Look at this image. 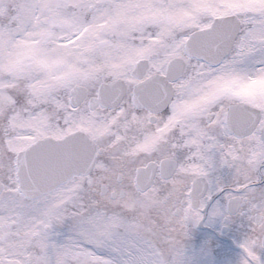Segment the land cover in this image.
<instances>
[{"label":"snow or ice","instance_id":"6c2138e0","mask_svg":"<svg viewBox=\"0 0 264 264\" xmlns=\"http://www.w3.org/2000/svg\"><path fill=\"white\" fill-rule=\"evenodd\" d=\"M208 216L264 264V0H0V264H185Z\"/></svg>","mask_w":264,"mask_h":264},{"label":"flooded vegetation","instance_id":"af4514ba","mask_svg":"<svg viewBox=\"0 0 264 264\" xmlns=\"http://www.w3.org/2000/svg\"><path fill=\"white\" fill-rule=\"evenodd\" d=\"M208 230L209 233L215 235L218 239L217 243L222 241H228L233 248V257L236 261L240 262L242 258L243 249L241 242L244 239V233L246 231V225L242 223L241 219L237 218L230 223H226L223 217H211L208 216L201 220L198 224H193L189 229L188 238L192 241L199 240L201 232ZM226 231L229 236H224L220 232ZM240 251V253L237 252ZM218 260H223L224 257H216Z\"/></svg>","mask_w":264,"mask_h":264},{"label":"rangeland","instance_id":"374dc122","mask_svg":"<svg viewBox=\"0 0 264 264\" xmlns=\"http://www.w3.org/2000/svg\"><path fill=\"white\" fill-rule=\"evenodd\" d=\"M221 247L214 245L213 243H208V242H197V241H193V242H186V248H185V255H184V260H185V264H211L209 262V260H207L206 258L208 257H212V251L213 248L217 249ZM220 249V248H219ZM224 251V250H223ZM192 257H201L200 260L196 261L194 260H190L192 259ZM204 262V263H202ZM224 264H231L230 261L225 262Z\"/></svg>","mask_w":264,"mask_h":264}]
</instances>
